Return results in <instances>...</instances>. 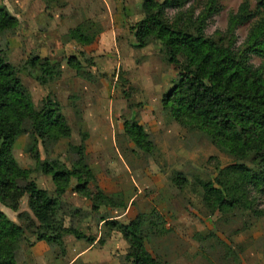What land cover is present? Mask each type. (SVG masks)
<instances>
[{
	"label": "rangeland",
	"instance_id": "1",
	"mask_svg": "<svg viewBox=\"0 0 264 264\" xmlns=\"http://www.w3.org/2000/svg\"><path fill=\"white\" fill-rule=\"evenodd\" d=\"M206 1L189 0L184 7L197 13ZM241 1L218 0L220 11L206 20L205 34L224 32L229 13L236 11ZM141 3L142 0H0V7L17 18L15 26L0 31V52L17 69L33 106L42 109L50 93L61 104L71 128L68 138L38 139L36 161L25 149L32 142L31 122L25 119L24 132L14 144V156L21 166L32 169L39 187L54 195L50 175L42 172V161L57 159L71 167L78 154L69 145L83 144V162L92 172L90 189L95 192L96 186H101L113 198L115 215L123 213L125 222L137 217L142 231L153 209L164 217L166 231L147 236L145 244L165 264H264V217H224L218 211L211 214L201 201L199 187L194 183L197 178H210L220 187L236 185L238 178L225 170L231 158L206 135L186 131L163 110L162 94L171 87L178 66L166 62L165 49L156 41L141 48L134 46L133 26L144 15ZM174 12L171 7L165 9L169 19ZM84 19L93 20L101 29L90 44L77 42L74 33V27ZM246 35V25L235 30L237 45ZM34 54L59 62L61 77L40 84L36 80L38 69L26 63ZM71 55L81 62L89 79L78 76L68 66ZM251 61L255 66L263 63L255 55ZM131 115L148 132L153 155L145 156L124 135L123 121ZM175 170L193 182L183 191L168 179ZM75 183L72 178V187L58 199L60 212L68 214L72 207L83 206L85 218L80 224L87 226L88 235L99 234L105 242L116 238L107 235V227L99 224L104 212L89 210L90 199L74 191ZM25 205L23 198L21 207ZM263 206L261 197L257 207ZM114 210L106 212L114 215ZM64 238V244L49 245L47 256L56 264L74 254L69 241L73 237ZM112 244L118 250L115 260H126L128 244L120 237ZM31 255L30 244L22 246L24 264H32ZM82 259L94 260L92 256ZM101 259L108 260L107 256Z\"/></svg>",
	"mask_w": 264,
	"mask_h": 264
},
{
	"label": "trees",
	"instance_id": "2",
	"mask_svg": "<svg viewBox=\"0 0 264 264\" xmlns=\"http://www.w3.org/2000/svg\"><path fill=\"white\" fill-rule=\"evenodd\" d=\"M189 0H142L143 17L133 26L135 47L151 41L163 45L164 58L176 64L178 72L171 87L162 94L161 104L168 118L186 131H199L211 143L231 158L225 170L238 178L231 187H220L210 178H197L200 197L210 213L218 211L224 217L253 214L264 217V206L257 207L264 197V0H242L236 11L228 15L224 32L205 34L206 20L220 11L218 0H207L199 12L184 6ZM175 9L169 19L165 9ZM17 18L4 6L0 7V31L15 26ZM247 26V35L237 45L235 30ZM101 31L95 22L84 19L74 27L76 41L90 44ZM263 60L255 66L251 57ZM26 63L36 67V80L48 84L61 77L59 62L34 54ZM69 67L78 76L90 78L81 62L73 55L67 58ZM30 120L32 142L25 149L38 161L37 140L68 138L71 128L61 104L50 93L45 96L42 109L30 102L17 69L0 52V205L15 214L10 218L0 209V264H16L22 259V246L30 244L31 236L48 244H60L64 234L93 242L96 234L82 233L78 226L85 215L79 207L62 214L58 205L76 179L73 188L90 199L91 210L100 205H114L113 198L96 186L90 189L91 168L83 162V144L69 145L78 154L71 167L57 160H44L42 172L50 175L55 194L37 185L32 169L23 167L14 156L16 138L24 132L23 121ZM123 133L144 155H153L154 145L148 132L134 115L123 121ZM168 179L179 190L192 182L179 170ZM25 198L26 205L21 207ZM165 219L156 210L150 214L146 230L137 219L123 223L111 218L104 225L118 231L132 248L127 254L129 264H165L146 248L149 235L162 234Z\"/></svg>",
	"mask_w": 264,
	"mask_h": 264
},
{
	"label": "crops",
	"instance_id": "3",
	"mask_svg": "<svg viewBox=\"0 0 264 264\" xmlns=\"http://www.w3.org/2000/svg\"><path fill=\"white\" fill-rule=\"evenodd\" d=\"M32 178L34 179V177H32ZM34 180L36 181V179H34ZM52 184H53V182H52ZM71 187L72 186H69L65 190L64 193H66L69 190V188H71ZM101 189H103V188L101 187ZM55 191H56V189H55ZM57 202H58V200H57ZM78 207L81 209L82 212L85 211L83 206H78ZM0 209H2L9 217L15 219V214L13 212H11L10 210L7 211V208H5L4 206H1V205H0ZM112 209L114 210V206L113 207H111V206L107 207V206H104V205H100L99 206L98 211H103L104 214H105L104 216L101 215L100 219L98 218L100 225H103L105 220L111 219V218L118 219V220H120L123 223H128L132 219H137V221H138V218L136 217V218H131L127 222H125V221H123V220H125V218H124L125 216L124 217L122 216L123 213L120 214V215H115L116 214L115 210H114V212H115L114 215L107 214L106 211L107 210H112ZM89 210H91V204H89ZM127 211H128V207L126 208L125 213H127ZM8 212H10V214ZM111 212H113V211H111ZM148 222H149V220H148ZM97 223H98V221H97ZM78 228H79V230L82 233L87 234V232H86L87 226H85V228H84V226L80 225V226H78ZM99 228H100V226H99ZM98 233H99V231H98ZM111 234L113 236H117V237L116 238H112V239H108L107 238V240L105 242V241H101L99 239L100 238L99 234H96V237H95L94 241L91 242V243L87 242L85 239H77L72 234H64L62 236V238H61V243L60 244H64L65 235L72 236L73 238H70L71 240H69V241L72 243V249H73L74 254L71 255L70 259H68L66 262H62L60 264H129V262L127 260V254L131 251L132 248L123 239V237L121 236V234L118 231L112 230V229L107 227V235L110 236ZM33 237L35 239H33ZM118 237L122 238L128 244L126 260H123V261H120V262H119V260H115L117 258L116 253L118 252V250H116V247L115 246L113 247V244H112V243L116 242V239H118ZM29 241H30V250H31V254H32L31 255L32 264H56L55 261L52 260L51 256H47V254L49 253V245H53V244H48V243H46L43 240L37 239V237H35V236H31L29 238ZM81 241H84V242H82L83 244H81ZM105 251L107 252V255H106ZM84 256L85 257L92 256V258L94 260L93 261H89V259L88 260H83L82 257H84ZM106 256H107L108 260L103 261V259H101V258H106ZM55 258H57V257H55ZM21 263L24 264V262L22 260L18 261L16 264H21Z\"/></svg>",
	"mask_w": 264,
	"mask_h": 264
}]
</instances>
